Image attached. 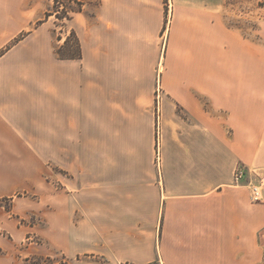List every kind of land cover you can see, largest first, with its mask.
Listing matches in <instances>:
<instances>
[{
	"label": "crops",
	"instance_id": "0c3cea01",
	"mask_svg": "<svg viewBox=\"0 0 264 264\" xmlns=\"http://www.w3.org/2000/svg\"><path fill=\"white\" fill-rule=\"evenodd\" d=\"M164 1L96 0L67 22L82 58L59 60L51 1L0 0V198L42 189L45 223L0 219V264L263 260L264 184L254 203L233 171L264 183V64L222 0H172L167 26Z\"/></svg>",
	"mask_w": 264,
	"mask_h": 264
},
{
	"label": "rangeland",
	"instance_id": "374dc122",
	"mask_svg": "<svg viewBox=\"0 0 264 264\" xmlns=\"http://www.w3.org/2000/svg\"><path fill=\"white\" fill-rule=\"evenodd\" d=\"M29 1H51L52 5V13L49 14V16L54 15L52 19H54V48L60 46L57 42V37H61L70 34L71 30L67 26V20L63 19L59 21L56 18V15L54 13V10L56 8L59 9L60 12L64 10L69 9H77V5L73 2V0H29ZM86 1L84 3V6L82 8L83 10H86L87 12H92L96 6H98V3L95 2L96 0H84ZM223 1V21L225 25L235 31L239 36L243 38V40L247 41L250 45L253 47V61L256 65L264 64V0H222ZM165 12L167 17V24H169L170 19L172 18L173 14V1L172 0H165ZM62 14V13H61ZM74 15V14H73ZM72 15V17H73ZM60 16V15H59ZM48 18V17H47ZM71 20V19H70ZM39 24V23H37ZM164 26L163 32L166 33L167 27ZM35 26H31L30 30H32ZM164 33H162V38H164ZM25 35V34H24ZM67 35V36H68ZM259 67V66H257ZM257 69H255V72ZM159 73V72H158ZM160 74V73H159ZM158 81V82H157ZM156 81V87H155V107H154V114H155V139L158 144L159 142V120H160V104H161V97L163 94V90L161 89L159 77ZM145 135L143 134V145H142V157L143 159L146 157V148H145V142H144ZM158 148V145L155 146V150ZM157 153V152H156ZM155 162L157 163V159L155 157ZM243 167L242 165H238L236 168ZM235 168V169H236ZM234 169V170H235ZM245 170V168L243 167ZM246 172V170H245ZM252 179L250 176L248 177L247 174H245V178L240 183H235V185H247L249 182L257 185L260 187V191L262 189L263 179L260 175H256L255 173L252 174ZM45 180L49 182V185L53 188L54 184L55 186L59 187L54 183V179L52 176V172L45 175ZM51 182V183H50ZM42 192V189H36L34 192H27L24 189L17 188L16 190L9 191L12 196L7 198H12V204L10 206V203L4 200V198H0V219L3 220H14V223H17L18 226H33L36 228L45 226V223L43 221L42 216L37 212L34 207H36V203L39 200V192ZM1 193L7 192L6 190H0ZM262 192V191H261ZM20 198V199H18ZM16 200V202H14ZM261 202V200L259 201ZM16 205V210L21 212V217L16 216L12 214V212H7L8 210L12 209L13 204ZM257 203V202H254ZM26 209H30L29 212H27L26 215H24L23 211ZM10 229L7 227L0 228V239H3V241H8L9 238H11ZM30 238L25 243H33V244H45V241L34 235H28ZM258 242L263 250V260L259 264H263L264 262V229L261 230L258 233ZM24 247L20 246L19 249H22ZM57 255L55 256L56 261H62L63 257L57 252ZM19 257L21 256L20 253L17 254ZM29 263L28 264H53V261L45 259L43 257L39 256H32L28 258ZM60 264H65L64 262H61ZM120 264H128V263H120Z\"/></svg>",
	"mask_w": 264,
	"mask_h": 264
},
{
	"label": "trees",
	"instance_id": "16d2710c",
	"mask_svg": "<svg viewBox=\"0 0 264 264\" xmlns=\"http://www.w3.org/2000/svg\"><path fill=\"white\" fill-rule=\"evenodd\" d=\"M73 2L78 6L77 9H69V10H64L62 12H60L58 8L54 10L56 18L59 21L63 19L69 21L72 18L73 14H76L82 11V8L86 1L73 0ZM60 40H61V37H57V41H60ZM54 51H55L56 58L59 60H79L82 58L81 45L74 31H71L70 34L64 40V42L60 46L54 48ZM4 200L9 202L11 206L12 198H4ZM10 211L11 210H8L7 212H10Z\"/></svg>",
	"mask_w": 264,
	"mask_h": 264
},
{
	"label": "built area",
	"instance_id": "2783aa9c",
	"mask_svg": "<svg viewBox=\"0 0 264 264\" xmlns=\"http://www.w3.org/2000/svg\"><path fill=\"white\" fill-rule=\"evenodd\" d=\"M156 159L158 161V153L156 154ZM245 174H246V172L243 169V167L236 168L233 171L234 182L237 184L240 183L245 178ZM246 186L249 188L251 200L253 202H259L261 200L260 187H258L257 185H254L250 182Z\"/></svg>",
	"mask_w": 264,
	"mask_h": 264
}]
</instances>
